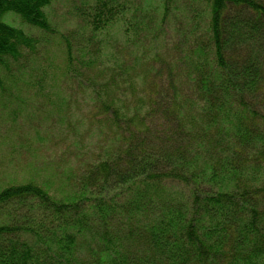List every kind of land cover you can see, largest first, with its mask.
<instances>
[{
    "label": "trees",
    "instance_id": "trees-1",
    "mask_svg": "<svg viewBox=\"0 0 264 264\" xmlns=\"http://www.w3.org/2000/svg\"><path fill=\"white\" fill-rule=\"evenodd\" d=\"M176 1H159L164 26ZM181 1L206 5L207 27L139 102L125 98L138 110L112 98L115 77L94 91L91 123L113 139L77 194L0 192V264H264V0ZM52 3L0 0V71L37 45L4 17L49 31ZM114 4L97 0L95 30L118 19Z\"/></svg>",
    "mask_w": 264,
    "mask_h": 264
},
{
    "label": "rangeland",
    "instance_id": "rangeland-1",
    "mask_svg": "<svg viewBox=\"0 0 264 264\" xmlns=\"http://www.w3.org/2000/svg\"><path fill=\"white\" fill-rule=\"evenodd\" d=\"M98 1L121 8L102 31L91 25L97 0H53L46 9L49 31L31 30L12 13L4 17L37 45L0 71V192L33 182L53 198H73L83 170L101 159L113 139L112 125L91 123L94 91L117 78L119 91L110 95L126 110L125 98L139 102L143 80L165 74L162 67L176 68L192 28L200 35L209 21L208 7L197 1H176L166 26L160 0ZM134 105L126 111L138 110Z\"/></svg>",
    "mask_w": 264,
    "mask_h": 264
},
{
    "label": "bare ground",
    "instance_id": "bare-ground-1",
    "mask_svg": "<svg viewBox=\"0 0 264 264\" xmlns=\"http://www.w3.org/2000/svg\"><path fill=\"white\" fill-rule=\"evenodd\" d=\"M188 92V91H187Z\"/></svg>",
    "mask_w": 264,
    "mask_h": 264
}]
</instances>
